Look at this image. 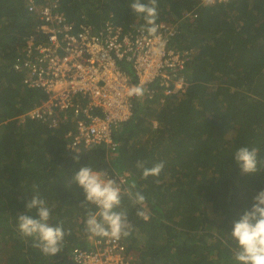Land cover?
Segmentation results:
<instances>
[{
    "label": "trees",
    "instance_id": "obj_1",
    "mask_svg": "<svg viewBox=\"0 0 264 264\" xmlns=\"http://www.w3.org/2000/svg\"><path fill=\"white\" fill-rule=\"evenodd\" d=\"M49 1L0 0V264H76V248H95L83 190L70 184L86 166L124 176L121 188L134 184L132 192L145 197L136 204L122 194L117 209L127 213L128 264H238L233 222L264 190V0H156L155 24L174 26L168 46L189 52L187 85L168 94L155 81L151 94L134 98L133 114L114 131L115 151L105 144L73 150L72 123L51 129L24 116L46 97L15 63L27 59L30 37L44 38L39 11L31 9ZM55 1L76 24L145 30L143 14L130 8L134 0ZM121 66L137 80L132 63ZM240 147L257 149V173L241 174L232 156ZM161 162L157 177L145 178L138 167ZM32 195L52 210L49 223L65 231L53 257L17 228L19 214L35 215L25 207Z\"/></svg>",
    "mask_w": 264,
    "mask_h": 264
},
{
    "label": "built area",
    "instance_id": "obj_2",
    "mask_svg": "<svg viewBox=\"0 0 264 264\" xmlns=\"http://www.w3.org/2000/svg\"><path fill=\"white\" fill-rule=\"evenodd\" d=\"M35 9L40 18L37 30L44 38L30 37L28 57L18 59L15 69L26 70L25 83L41 89L46 98L24 116L51 129L72 123L67 134L71 149L79 151L91 144H105L114 151L118 148L114 131L131 117L133 99L139 98L129 95L132 87L140 86L151 94L149 85L160 81L168 94L185 89L182 69L189 52L168 46L174 26L156 25L155 35L143 29L124 32L111 23L98 30L88 23L70 21L55 0L31 10ZM122 61L132 63L136 81L122 68ZM104 174L121 187L125 182L124 176ZM89 240L95 248H76V264H107L112 254L126 251L122 237L99 240L91 236Z\"/></svg>",
    "mask_w": 264,
    "mask_h": 264
},
{
    "label": "clouds",
    "instance_id": "obj_3",
    "mask_svg": "<svg viewBox=\"0 0 264 264\" xmlns=\"http://www.w3.org/2000/svg\"><path fill=\"white\" fill-rule=\"evenodd\" d=\"M155 5L156 0H149L147 4L142 0H134L130 5L135 13L143 14L146 22L145 30L150 35H155L157 32ZM143 94L144 89L140 86H134L129 90L130 96L140 97ZM232 156L242 175L258 172L256 148L240 147ZM74 159L78 162L79 156H75ZM138 167L143 169L145 178L157 177L164 164L161 162L147 168L142 163H138ZM71 183H76L83 190L85 196L80 206L86 210L85 231L92 234L88 240L91 236L110 237L118 240L122 236L130 235L127 213L123 210L117 211V209L121 206L122 194H126L133 203L143 204L145 197L141 193H133L131 190L135 188L134 184L128 189H122L115 180L107 178L104 173L94 170L90 166L81 167L72 177ZM90 206H95V211ZM25 207L29 213L35 210V215L19 214L17 216L16 222L20 235L31 238L34 248L40 250L44 255L53 257L60 252L64 240L63 226L49 223L52 210L47 206L46 201L38 195H32ZM137 214L144 215L142 211ZM229 236L236 243L234 259L238 264H264V190L254 195L250 209L245 210L239 219L233 222ZM123 255L124 262L131 261L127 250Z\"/></svg>",
    "mask_w": 264,
    "mask_h": 264
},
{
    "label": "rangeland",
    "instance_id": "obj_4",
    "mask_svg": "<svg viewBox=\"0 0 264 264\" xmlns=\"http://www.w3.org/2000/svg\"><path fill=\"white\" fill-rule=\"evenodd\" d=\"M215 1H217V0H205L204 2L205 3H214ZM97 239H99V238H97ZM123 261H124V255L123 254L119 255L117 253H114L110 256L109 263H107V264H126V261L124 263H123Z\"/></svg>",
    "mask_w": 264,
    "mask_h": 264
}]
</instances>
